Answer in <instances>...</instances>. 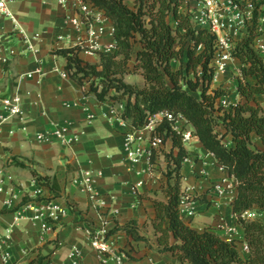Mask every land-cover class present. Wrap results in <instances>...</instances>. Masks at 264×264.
Listing matches in <instances>:
<instances>
[{
  "label": "crops",
  "instance_id": "crops-1",
  "mask_svg": "<svg viewBox=\"0 0 264 264\" xmlns=\"http://www.w3.org/2000/svg\"><path fill=\"white\" fill-rule=\"evenodd\" d=\"M5 1L12 20L0 19V99L18 92L23 115L21 119L0 123V264H67L72 252L78 253L83 264H99L101 260L89 246L91 234H107L116 225L124 227L130 221H135L139 235L155 246L151 227L155 211L148 198L156 192L158 200H165L161 193L167 187L166 174L162 173L167 168L165 157L177 153L171 140L164 139L163 147L150 157L151 133L141 130L137 134L141 142L130 147L137 158L132 164L127 157L126 141L134 128L128 121L122 124L114 119L111 102L98 103L93 96L86 95L89 83L85 82L82 88L72 82L64 70L66 60L52 54L74 48L79 39L64 21L70 15L71 0H65V5L60 0ZM236 1L248 11L245 0ZM199 10V1L181 8L185 14H197ZM262 21L255 48L264 57ZM100 26L103 33L97 43L103 52L115 43L112 23ZM245 34L243 29L227 32L233 43ZM24 39L33 47L32 51L27 44L23 45ZM9 50L14 52L13 57H9ZM78 58L92 65L99 62L97 53H78ZM133 68L134 61L128 65L124 82L133 85L136 78V85L141 87L143 79L132 75ZM37 70L38 75L34 74ZM229 70L240 77L236 59H231L221 74H229ZM28 74H34L33 78L28 79ZM233 95L238 96L236 86ZM124 104L125 100L116 108L122 109ZM1 115L4 112L0 109ZM161 120V115L154 116L152 126L156 128ZM177 126L178 131L183 127V133H190L183 143L188 157L181 168V191L186 199L180 208L181 220L198 232L208 230L225 241L237 242L240 255L246 258L243 230L231 211L236 197L232 179L191 136L192 128L185 120L181 119ZM55 132L77 142L67 147L54 136ZM39 136L48 138L38 140ZM226 140L230 143L229 137ZM253 141L260 149L258 138L253 136ZM12 159L31 167L47 179V184H39L29 170L15 166ZM86 173L93 204L83 188ZM217 183L223 185L222 194L213 189ZM25 197L31 202L21 206ZM52 207L66 212L53 211ZM245 218L262 221L264 213L255 210ZM107 240L112 252L103 257L104 264H120L116 258L121 255L122 264H182L170 253H156L123 232Z\"/></svg>",
  "mask_w": 264,
  "mask_h": 264
},
{
  "label": "trees",
  "instance_id": "trees-1",
  "mask_svg": "<svg viewBox=\"0 0 264 264\" xmlns=\"http://www.w3.org/2000/svg\"><path fill=\"white\" fill-rule=\"evenodd\" d=\"M89 1L112 23L114 52L99 53L95 65L81 61L77 47L52 54L66 60L64 70L72 82L82 88L85 82L89 83L86 95L98 103L111 102L116 108L125 100L119 117L134 128L144 126L158 114L168 113L185 120L192 128L191 136L232 179L236 197L231 211L243 230L248 255H240L237 242L225 241L208 230L198 232L181 220V168L188 154L183 147V130L175 131L165 119L155 132L170 139L177 153L165 157L169 163L167 187L161 190L165 200H158L156 192L148 198L155 211L151 221L155 246L139 235L135 221L124 227L116 225L106 237L123 232L156 253H170L182 264H264V224L245 218V214L255 210L264 213V109L258 103V98L264 97V61L254 46L260 35L259 16L264 15V0H245L252 9L250 22L246 35L234 43L231 54L240 64L236 85L240 101L228 109L218 104L227 92L210 90L217 38L207 30L195 29L189 15L181 11L192 0H132L133 8L125 4L126 0ZM132 61L134 73L143 79L142 88L124 82ZM174 63L178 64L176 70L171 66ZM190 73L196 78L199 73L200 78L193 83L186 77ZM183 87L198 92L199 97ZM111 92L115 95L111 96ZM253 136L258 138L260 149L253 145ZM226 137L230 138V146L225 144ZM12 160L15 166L29 170L39 184H47V179L31 167ZM28 202L29 198H23L21 206Z\"/></svg>",
  "mask_w": 264,
  "mask_h": 264
},
{
  "label": "built area",
  "instance_id": "built-area-1",
  "mask_svg": "<svg viewBox=\"0 0 264 264\" xmlns=\"http://www.w3.org/2000/svg\"><path fill=\"white\" fill-rule=\"evenodd\" d=\"M18 1L23 0H12V2ZM192 1L200 2V10L197 12V14L187 13V15H189L191 24L195 29L207 30L208 32L216 36V51L211 66L213 67L215 74L223 73L227 69V63L231 59H233L231 57V54L234 48V43L228 38L227 32L231 29H243L246 31V25L250 21V19H248L247 23L245 24V22L243 21V14L241 13L240 9L237 6H233L230 2L224 3L220 0ZM59 3L63 5L66 4L65 0H60ZM247 9L251 18L252 9L249 3H247ZM248 11H246V14H248ZM1 18H9L12 20L9 12L6 9L5 0H0V19ZM64 21L69 25L72 30H74L79 35V39L77 40V44L75 45V47H77L79 50L78 53H82L84 55H92L96 53H112L111 50H113L114 52L115 46L106 48L103 52H100L101 47L97 43V38L103 33V28L100 25L107 23L109 20L105 17L103 11L95 7L93 3H91L89 0H71L70 15L66 16L64 18ZM26 44L27 49L29 51H32L33 47L28 44L27 39H24L23 45ZM8 55L9 57H13L15 54L12 50H9ZM39 73L40 71L37 70L34 74L38 75ZM33 75L28 74L26 77L28 79H32ZM62 76L66 77V74H63ZM0 109L4 112V115L0 116V123L7 122L9 120L21 119L23 115L21 95L18 92H15L10 97L0 99ZM120 110L121 108H113L112 113L114 119L123 124L126 121L122 120L119 117ZM158 115H161L162 119H165L170 124L172 129L177 132L181 131H178L177 126L179 121L182 119L180 116L175 117L168 113ZM152 118H150L148 120V123L142 127H133L134 132L130 133L127 136V157L132 164H135L137 162V158L135 153L131 151L130 147L137 142H141L142 138L140 136H137V134L141 133V130L149 131L151 133V139L149 142L151 146V153L149 155L150 157H152L153 153L161 149L164 145V137L163 135L155 132L156 128L152 126ZM54 136L60 139L61 142L67 147L70 146L71 143L77 142V139H74L73 141L66 140L60 132H55ZM189 137L190 133H183L182 142H186ZM47 138L48 136H39L38 140H47ZM85 177L86 178L83 181V188L86 194L88 195L89 201L91 202V204H93L94 197L91 193V188L89 187L88 173L85 174ZM213 189L218 194H222L224 192L222 183L215 184ZM185 200V196L183 195L179 207L180 211V208L183 207L185 204ZM51 209L53 211H60L63 214L66 212V210L59 209L57 207H52ZM246 215L248 214H245V216ZM89 246L91 250L101 260L99 264H104L103 257L111 254L112 252L106 237V233L104 231H97L92 233L89 239ZM116 260L118 263L122 264L123 255L117 257ZM67 264L83 263L80 260L78 253L72 252L67 257Z\"/></svg>",
  "mask_w": 264,
  "mask_h": 264
},
{
  "label": "rangeland",
  "instance_id": "rangeland-1",
  "mask_svg": "<svg viewBox=\"0 0 264 264\" xmlns=\"http://www.w3.org/2000/svg\"><path fill=\"white\" fill-rule=\"evenodd\" d=\"M223 2L225 3V2H230L233 6H237L239 9H240V11H241V13L243 14V21L245 22V24L247 23V20L248 19H250V17H249V11H248V14H246V12H244L243 11V9H244V7L243 6H240L239 4H238V2L236 1V0H223ZM125 4L129 7V8H133V3H132V0H126L125 1ZM260 18H259V33H260V35H259V37L261 36V31H260V27H261V23H263V19H264V15H260L259 16ZM261 19V20H260ZM168 22L171 24V25H173L174 26V24H173V21L171 20V18L170 19H168ZM250 22V21H249ZM249 22L247 23V25L249 24ZM246 35V34H245ZM244 35V36H245ZM258 37V38H259ZM228 38H229V36H228ZM230 39V38H229ZM242 39V38H241ZM255 42H257V40L255 41ZM254 46H255V44H254ZM138 49V47H135V49H134V51H136ZM256 49V48H255ZM257 50V49H256ZM258 51V50H257ZM259 52V51H258ZM259 54H260V52H259ZM264 54V53H263ZM260 56H261V54H260ZM262 58H263V61H264V57L263 56H261ZM172 66V69L173 70H176L177 68H178V64L177 63H174V64H172L171 65ZM212 67V66H211ZM229 68H232L233 69V67L231 66V67H229ZM127 75V74H126ZM132 75H138V76H140V74H138V73H134V71H133V74ZM125 77V76H124ZM141 77V76H140ZM186 77H187V79L188 80H190V81H192L193 83L196 81V79L197 78H200V74L198 73V76H197V78L196 77H193V75H192V73H190V74H187L186 75ZM239 78V77H238ZM238 78H237V76L233 73V72H230V70H229V74H226V75H223V74H214V79H213V82H212V84H211V86H210V90H215V89H222L223 91H225V92H227V95L225 96V97H223V98H220L219 100H218V104H219V106H221V107H223L224 109H228L230 106H234V105H236L239 101H240V99L238 98V96H235V95H233V92H234V89H235V86L237 85V80H238ZM124 79V78H123ZM138 80H136V78H134V80L132 81V84L134 85V86H137L136 85V83H139V82H137ZM144 85V84H143ZM181 85H183V84H181ZM138 88H142L143 86H141V87H139V86H137ZM183 89L184 90H186V91H188L190 94H192L194 97H196V98H198L199 97V94H198V92H190L186 87H183ZM258 103L260 104V106L264 109V97H260V98H258ZM181 129L182 130H184V128L183 127H181ZM217 132L219 133V134H223V130L221 129V128H217ZM254 142V141H253ZM225 144L227 145V146H230V143H229V141H227L226 139H225ZM254 145V144H253ZM169 163L167 162V168H166V170L164 171V172H162L163 173V175H165L167 172H168V165ZM262 222H263V224H264V218L262 219Z\"/></svg>",
  "mask_w": 264,
  "mask_h": 264
}]
</instances>
